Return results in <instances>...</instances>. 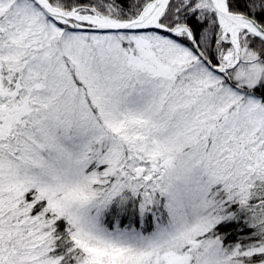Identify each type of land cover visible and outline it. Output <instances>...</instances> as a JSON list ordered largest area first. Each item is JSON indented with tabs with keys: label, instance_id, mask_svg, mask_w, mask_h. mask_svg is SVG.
<instances>
[{
	"label": "snow or ice",
	"instance_id": "1",
	"mask_svg": "<svg viewBox=\"0 0 264 264\" xmlns=\"http://www.w3.org/2000/svg\"><path fill=\"white\" fill-rule=\"evenodd\" d=\"M0 264H264V0H0Z\"/></svg>",
	"mask_w": 264,
	"mask_h": 264
}]
</instances>
